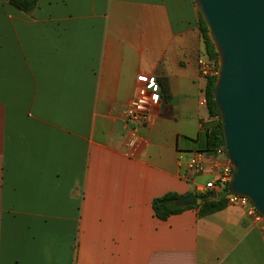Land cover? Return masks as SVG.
I'll return each instance as SVG.
<instances>
[{
	"label": "crops",
	"instance_id": "0c3cea01",
	"mask_svg": "<svg viewBox=\"0 0 264 264\" xmlns=\"http://www.w3.org/2000/svg\"><path fill=\"white\" fill-rule=\"evenodd\" d=\"M207 58L194 0H0V264H264L245 207L152 208L229 162L180 174L210 152ZM150 77L159 101L132 147L123 111Z\"/></svg>",
	"mask_w": 264,
	"mask_h": 264
},
{
	"label": "water",
	"instance_id": "95a60500",
	"mask_svg": "<svg viewBox=\"0 0 264 264\" xmlns=\"http://www.w3.org/2000/svg\"><path fill=\"white\" fill-rule=\"evenodd\" d=\"M217 53L212 98L232 167L227 190L264 217V0H194ZM176 205L195 203L192 192Z\"/></svg>",
	"mask_w": 264,
	"mask_h": 264
},
{
	"label": "built area",
	"instance_id": "2783aa9c",
	"mask_svg": "<svg viewBox=\"0 0 264 264\" xmlns=\"http://www.w3.org/2000/svg\"><path fill=\"white\" fill-rule=\"evenodd\" d=\"M217 64L212 59H204L199 64V72L202 77L207 79L215 75ZM159 101L158 84L154 77L144 79V83L137 88L136 95L129 101L128 105L123 111L124 121L129 127L128 145L135 147L142 140L138 136V127L149 121L151 111L154 105ZM201 103L206 105L205 91L201 97ZM215 155H225L223 145L217 146L206 153L204 151H194L186 160L182 170L181 176L189 180L193 176L202 173L207 166L206 158ZM232 167L228 162L221 168L218 177L215 180L207 182L195 187L197 193H204L206 191L218 192L228 182L231 175ZM227 204L238 205L246 208V213L251 215L256 221L262 225V232L264 235V217L255 209L250 199L246 196L230 193L227 195Z\"/></svg>",
	"mask_w": 264,
	"mask_h": 264
},
{
	"label": "trees",
	"instance_id": "16d2710c",
	"mask_svg": "<svg viewBox=\"0 0 264 264\" xmlns=\"http://www.w3.org/2000/svg\"><path fill=\"white\" fill-rule=\"evenodd\" d=\"M12 5L26 12H30L37 3V0H8ZM200 29L204 38L206 53L208 57L217 63V53L210 41L207 28L203 19L200 16ZM215 82V75L207 78L205 86L206 106L210 117H214L213 123L205 126V150H212L213 148L223 145V136L221 123L219 119V113L215 108V104L212 98V90ZM195 203L193 205L179 206L176 205V201L182 197V195L175 192H168L160 197H156L152 201V208L155 215L158 218L164 219L171 214L179 213L186 208H198L200 216L207 215L209 213L221 210L227 205V195L230 192L227 190V184L218 192L206 191L204 193L193 192Z\"/></svg>",
	"mask_w": 264,
	"mask_h": 264
}]
</instances>
